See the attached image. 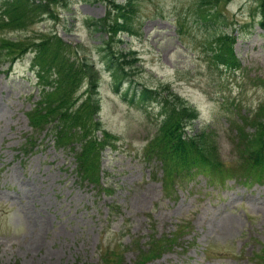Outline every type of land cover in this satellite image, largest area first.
Instances as JSON below:
<instances>
[{"label":"rangeland","instance_id":"rangeland-1","mask_svg":"<svg viewBox=\"0 0 264 264\" xmlns=\"http://www.w3.org/2000/svg\"><path fill=\"white\" fill-rule=\"evenodd\" d=\"M218 1L226 25L199 21L200 0L138 2L133 34H121L111 44L114 52L132 49L136 58L118 90L106 70L111 50L102 45L106 36L86 26V18L105 16L107 5L101 1L56 0V18L45 17L26 33L2 35L52 33L84 46L101 73L97 118L112 137L102 153L101 174L112 191L80 180L73 151L58 147L49 128L34 133L29 126L26 113L39 99L32 54L10 71L0 61V264H100L112 252L124 264H133L143 252V264H264L259 256L264 183L226 179L220 185L196 175L174 184L176 192L167 196L160 163L144 153L160 119L158 106L150 100L144 108L130 100L142 86L169 84L198 112L187 131L212 129L225 165L245 164L236 154L225 109L237 104L253 113L264 102V28L258 24L264 0ZM226 29L235 37L236 71L215 66L210 51L213 33ZM31 136L35 147L23 154L21 147ZM178 226L180 233L172 235ZM173 238L174 246L160 256L145 254Z\"/></svg>","mask_w":264,"mask_h":264},{"label":"trees","instance_id":"trees-1","mask_svg":"<svg viewBox=\"0 0 264 264\" xmlns=\"http://www.w3.org/2000/svg\"><path fill=\"white\" fill-rule=\"evenodd\" d=\"M38 1L4 0L1 3L0 34L5 31L21 32L44 13L54 16L52 4L56 0ZM102 1L108 5L106 16L99 20L89 19L87 26L106 34L102 45L105 44L111 49V42L118 34L133 33L132 21L137 13V3L141 0H122V3L117 0ZM229 1L222 0L221 3L227 5ZM218 4V0H200L196 13L198 20L209 25H226L224 16L217 11ZM262 15L263 21L260 24L264 26V6ZM211 40L214 44L211 54L217 66L222 64L227 68L238 67L239 63L232 50L233 38L221 32L213 33ZM211 48L212 46L210 50ZM29 50L34 53L32 67L36 69L40 88L39 101L27 113L30 125L39 132L53 125L58 130L56 141L60 147L73 150V144L79 143V149L75 151L77 171L82 179L97 181L100 153L108 146L110 138L105 133L102 134L103 139L100 141L94 135V132L100 129L99 121L95 119L99 105L94 99V91L99 82L98 71L87 57L82 59L74 57L75 54L84 52L82 46L72 47L55 35H41L30 40L0 38V58L10 63L18 55ZM111 52L108 55L110 62L115 66L112 77L116 81L127 75L125 65L131 69L135 59L130 50ZM85 82L88 83L85 91L88 96L85 98L83 94L77 96V91ZM155 93L161 99L163 118L156 137L147 147V154L160 159L166 168L171 165L173 168L188 170L187 166H194L199 162H205V165L211 167L218 165L217 146L212 130L205 129L192 135H185V128L197 118V110L174 93L169 85H164L161 92ZM151 94L152 92L145 87L141 98L146 99ZM235 112L237 113L236 109L230 111L232 116L230 127L236 131L235 145L249 161L246 169L264 176V103L258 105L254 114L249 111L250 113L246 115L240 112L235 115ZM113 256L105 258L104 264H121L119 260L115 261Z\"/></svg>","mask_w":264,"mask_h":264}]
</instances>
